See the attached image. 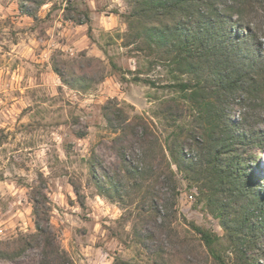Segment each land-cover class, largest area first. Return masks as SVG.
<instances>
[{
  "label": "trees",
  "instance_id": "16d2710c",
  "mask_svg": "<svg viewBox=\"0 0 264 264\" xmlns=\"http://www.w3.org/2000/svg\"><path fill=\"white\" fill-rule=\"evenodd\" d=\"M19 1L21 13L37 20L39 9L51 0ZM130 4L125 45H133L148 60L146 68L130 71L132 82L177 94L159 113L178 130L164 142L147 119H131L109 101L103 111L116 135V163L91 165L99 194L123 205L132 190L141 198L133 235L150 264H264V192L259 190L260 181L246 172V158L255 150L264 153L260 128L264 0H130ZM83 15L90 24V10L68 19L83 24ZM102 64L83 54L68 74L67 63H54L53 71L68 87L86 92L105 80ZM156 66L167 68L171 82L158 84L149 76ZM112 68L128 81L115 62ZM183 105L196 118L195 127L178 124ZM232 107L241 110L240 121L231 118ZM195 142L204 151L197 161L189 154ZM174 166L190 187L203 182L211 188L207 199L224 236L195 223L190 227L197 240L180 235L174 226L181 195ZM38 195L43 199L35 200L37 232L12 244L0 242V261L37 249L39 264H75L57 241L46 197ZM114 264L137 263L118 258Z\"/></svg>",
  "mask_w": 264,
  "mask_h": 264
},
{
  "label": "rangeland",
  "instance_id": "374dc122",
  "mask_svg": "<svg viewBox=\"0 0 264 264\" xmlns=\"http://www.w3.org/2000/svg\"><path fill=\"white\" fill-rule=\"evenodd\" d=\"M19 4L0 0V242L12 244L37 232L34 207L36 199H43L41 192L57 241L75 264H114L118 258L150 264L133 235L141 198L132 190L126 205L109 201L99 194L91 170L93 163H116V135L103 111L109 101L131 119H147L164 142L177 129L159 113L177 94L132 82L130 71L146 68L148 60L125 45L130 0H51L39 9L37 20L23 15ZM85 10L91 12L90 24L84 15L83 24L68 19L76 20ZM83 54L102 60L105 75L86 92L68 87L53 71L54 63H67L68 74ZM112 62L128 81H122ZM149 76L158 84L171 82L167 68L156 66ZM185 105L178 124L190 129L197 122ZM229 113L241 120L239 108ZM260 128L264 132V121ZM197 142L189 151L196 161L204 155ZM174 170L181 191L174 226L180 235L197 240L190 227L195 223L224 236L207 199L211 188L203 182L190 187ZM246 172L264 192V153L255 150L246 158ZM39 258L37 249H29L0 264H39Z\"/></svg>",
  "mask_w": 264,
  "mask_h": 264
},
{
  "label": "crops",
  "instance_id": "0c3cea01",
  "mask_svg": "<svg viewBox=\"0 0 264 264\" xmlns=\"http://www.w3.org/2000/svg\"><path fill=\"white\" fill-rule=\"evenodd\" d=\"M15 7L17 8V7H18V5H17V4H14V8H15ZM19 11H20V10H19Z\"/></svg>",
  "mask_w": 264,
  "mask_h": 264
}]
</instances>
